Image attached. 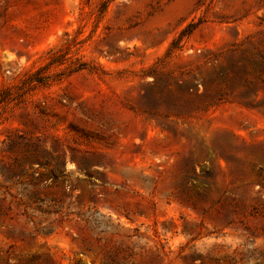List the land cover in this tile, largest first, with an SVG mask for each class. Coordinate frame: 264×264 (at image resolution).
<instances>
[{"label":"rangeland","instance_id":"374dc122","mask_svg":"<svg viewBox=\"0 0 264 264\" xmlns=\"http://www.w3.org/2000/svg\"><path fill=\"white\" fill-rule=\"evenodd\" d=\"M261 78L264 0H0V264H264Z\"/></svg>","mask_w":264,"mask_h":264},{"label":"trees","instance_id":"16d2710c","mask_svg":"<svg viewBox=\"0 0 264 264\" xmlns=\"http://www.w3.org/2000/svg\"><path fill=\"white\" fill-rule=\"evenodd\" d=\"M104 4H105L104 2L101 3L102 6H104ZM192 29H193L192 25H189V26L187 27V29L183 31L182 35H184V34H189V33L191 32ZM174 44H176V43H174ZM260 82H261V83H264V80L261 78V79H260ZM0 96H1V95H0ZM4 96H5V95H4ZM4 96H2V98H4Z\"/></svg>","mask_w":264,"mask_h":264}]
</instances>
